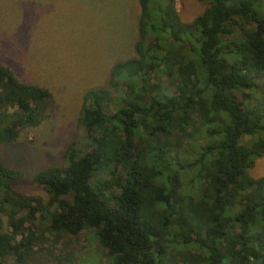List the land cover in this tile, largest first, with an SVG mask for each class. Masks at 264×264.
<instances>
[{"label": "trees", "instance_id": "obj_1", "mask_svg": "<svg viewBox=\"0 0 264 264\" xmlns=\"http://www.w3.org/2000/svg\"><path fill=\"white\" fill-rule=\"evenodd\" d=\"M200 1L183 21L175 0H137L136 56L82 95L85 147L34 175L47 201L0 162V264H35L45 231L87 228L108 263L264 264V175L249 173L264 157V0ZM52 106L0 64V144Z\"/></svg>", "mask_w": 264, "mask_h": 264}, {"label": "rangeland", "instance_id": "obj_2", "mask_svg": "<svg viewBox=\"0 0 264 264\" xmlns=\"http://www.w3.org/2000/svg\"><path fill=\"white\" fill-rule=\"evenodd\" d=\"M206 6L200 0H175L183 21ZM138 14L137 0H0V64L13 67L20 81L45 86L53 94V106L37 126L0 144V162L23 172L15 183L22 193L47 201L34 175L61 164L71 141L85 147L77 121L82 95L103 87L116 61L136 56ZM249 173L264 175V157L255 160ZM34 250L29 259L35 264H56L58 257L60 264H113L89 228L76 236L45 231Z\"/></svg>", "mask_w": 264, "mask_h": 264}, {"label": "crops", "instance_id": "obj_3", "mask_svg": "<svg viewBox=\"0 0 264 264\" xmlns=\"http://www.w3.org/2000/svg\"><path fill=\"white\" fill-rule=\"evenodd\" d=\"M7 67H9L11 70H12V68L13 67H11V66H7ZM13 71V70H12ZM13 73H14V71H13ZM15 74V73H14ZM15 76H16V74H15ZM24 82V81H23ZM29 83V82H28ZM34 84V83H33ZM42 86V85H41ZM45 87V86H44ZM49 89V88H48Z\"/></svg>", "mask_w": 264, "mask_h": 264}]
</instances>
